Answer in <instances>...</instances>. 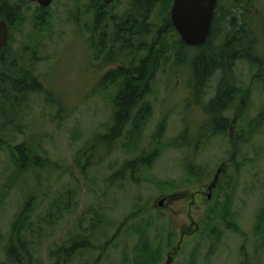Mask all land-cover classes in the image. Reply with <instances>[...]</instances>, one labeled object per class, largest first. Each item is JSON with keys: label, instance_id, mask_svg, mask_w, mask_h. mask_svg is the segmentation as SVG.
<instances>
[{"label": "rangeland", "instance_id": "rangeland-1", "mask_svg": "<svg viewBox=\"0 0 264 264\" xmlns=\"http://www.w3.org/2000/svg\"><path fill=\"white\" fill-rule=\"evenodd\" d=\"M130 1H112L94 30L96 0H54L45 10L28 0H0L20 11L10 52L18 59L27 46L17 65L42 84L13 108L0 94V262L32 198V230L24 237L44 264L73 238L87 246L69 264H264V0L244 2L257 64H234L237 93L224 112L225 133L197 136L205 114L191 94L190 64L176 63L178 34L165 28L156 36L173 1L159 0L151 32L141 39L149 45L158 38L155 47L164 50L149 91L122 136L91 152L88 141L106 131L116 92V85L102 89L100 78L146 54L136 42L119 51L112 41V18L124 15ZM231 2L222 0L220 9ZM111 49L117 53L108 62ZM195 52L184 50L188 57ZM143 106L148 111L138 118ZM185 127L189 144H178ZM21 143L30 149L26 166L13 155ZM154 149L155 160L133 178L114 176L125 160Z\"/></svg>", "mask_w": 264, "mask_h": 264}, {"label": "trees", "instance_id": "trees-1", "mask_svg": "<svg viewBox=\"0 0 264 264\" xmlns=\"http://www.w3.org/2000/svg\"><path fill=\"white\" fill-rule=\"evenodd\" d=\"M158 2L159 0H131L129 8L124 15L117 19L112 18L111 22L114 24L112 41L119 44V51L131 50L134 42H136L137 48H143L146 54L137 63L133 65L128 63V66L109 70L100 78L99 86L102 89L110 85H116V92L111 100L112 118L104 133L96 134L88 141L90 144L88 151H95L100 145L109 146L119 139L131 122L138 104L141 103L149 91L150 83L154 79L155 68L158 66L157 58L160 59L164 50L163 48L158 49V42L162 43L158 38L149 43V45H146L141 39L151 32L152 28L149 20ZM244 2L245 0H232L229 8L222 10L220 6L215 8L211 29L204 44L191 47L185 45L180 39L178 42L179 45L175 52L176 63L188 62L190 64L191 94L195 98L196 104L202 105L205 114L197 135L201 139L225 133L229 127V119L224 115V112L232 105L237 93V85L233 73L235 62L239 59H246L257 64V59H254L256 56L250 50L254 42L253 38L256 37L250 25L251 20L249 17L251 11L249 2L245 4ZM95 6L97 13L94 30L98 26H103V22L106 19L104 12L107 8L102 0H96ZM235 9L241 16L239 22L236 21L239 15L234 12ZM165 28L168 31H175L169 14L163 19L162 25L155 32L156 36L159 37ZM100 34H104L103 27ZM157 44L156 49L155 45ZM186 48L195 49L196 52L188 57L187 54H184ZM116 53L112 49L109 50L105 56L106 61L112 62L115 60L114 56ZM29 81L30 83L27 84L26 80L22 78L14 83L12 82L10 89L14 91L18 86H22L23 90L25 85L26 90H31V92L42 89V84L34 76H31ZM146 107L143 106L138 109V118H140L142 112L148 111ZM159 128V133H161L163 125ZM175 141L182 145L189 144L186 127ZM29 152L30 149L25 143L16 145L13 149V155L15 156L16 153L15 159L21 166L29 164ZM83 152L85 153V150ZM156 156L157 150L154 149L148 154H140L134 159H127L114 176L123 177L124 174H129L133 178L134 174L142 168L150 166ZM33 159L32 161H34ZM187 164V169L193 175L198 173L196 170L192 171L193 168L190 167L192 166L190 163L187 162ZM31 201L32 198L26 201L13 223V238L7 247L5 259L0 264H44L33 258L28 240L24 237V232H31L32 230L28 220L31 211ZM86 246L85 240L73 238L68 246H60L56 250L51 251L46 264H69L75 253Z\"/></svg>", "mask_w": 264, "mask_h": 264}, {"label": "water", "instance_id": "water-1", "mask_svg": "<svg viewBox=\"0 0 264 264\" xmlns=\"http://www.w3.org/2000/svg\"><path fill=\"white\" fill-rule=\"evenodd\" d=\"M45 8L53 0H32ZM109 5L113 0H102ZM216 0H173L170 8V20L182 42L188 46H199L205 43L212 23ZM7 24L0 20V49L8 42ZM218 172L208 188H212L217 180ZM166 198L163 197L161 203Z\"/></svg>", "mask_w": 264, "mask_h": 264}, {"label": "flooded vegetation", "instance_id": "flooded-vegetation-1", "mask_svg": "<svg viewBox=\"0 0 264 264\" xmlns=\"http://www.w3.org/2000/svg\"><path fill=\"white\" fill-rule=\"evenodd\" d=\"M30 3H35L37 6V2H33L32 0H28ZM222 0H216L214 10L217 6L222 7ZM38 8L43 9L38 6ZM20 11L18 6L2 4L0 6V20H3L7 24L8 29V42L0 49V94L5 97L7 102L13 108L17 106L18 100L22 99V95H26L30 93L31 90H26V85L22 90V86H18L14 91L10 89L12 82L14 83L17 80L24 78L26 83L29 84V79L31 78V72L26 70L24 67H19L17 65L18 60L23 61L24 51L27 46H23L22 52H20V57L17 59L16 55H13L10 52L11 47V38H12V28L15 23V20L18 18ZM22 55V57H21ZM17 65V66H16Z\"/></svg>", "mask_w": 264, "mask_h": 264}]
</instances>
